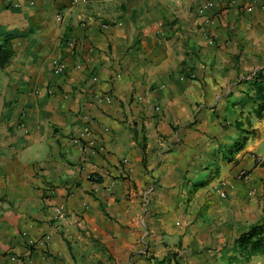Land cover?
I'll list each match as a JSON object with an SVG mask.
<instances>
[{
	"label": "crops",
	"instance_id": "1",
	"mask_svg": "<svg viewBox=\"0 0 264 264\" xmlns=\"http://www.w3.org/2000/svg\"><path fill=\"white\" fill-rule=\"evenodd\" d=\"M203 1L0 0V264H264V8Z\"/></svg>",
	"mask_w": 264,
	"mask_h": 264
},
{
	"label": "trees",
	"instance_id": "2",
	"mask_svg": "<svg viewBox=\"0 0 264 264\" xmlns=\"http://www.w3.org/2000/svg\"><path fill=\"white\" fill-rule=\"evenodd\" d=\"M14 55V50L11 46L9 40L4 39L0 42V68L7 66ZM254 82V88L256 92V96L258 99L262 101L259 109L256 111L257 116L262 117L264 116V78ZM244 140V138H243ZM142 148L144 146L142 145ZM241 148V142L237 143L236 150ZM143 164H145V156L143 153ZM93 175H89V178H92ZM264 212V206H263ZM236 245L243 249L244 251L247 250L249 253L250 251L256 250H263L264 251V214L262 220L254 225L249 226L245 231L241 232L239 236L235 240Z\"/></svg>",
	"mask_w": 264,
	"mask_h": 264
},
{
	"label": "built area",
	"instance_id": "3",
	"mask_svg": "<svg viewBox=\"0 0 264 264\" xmlns=\"http://www.w3.org/2000/svg\"><path fill=\"white\" fill-rule=\"evenodd\" d=\"M219 0H204L202 3H200L199 7H198V13L200 14H204V12L211 8L215 3H217ZM255 3H259L261 5L262 8H264V0H253ZM228 2H233V0H228ZM251 6H247L245 8L246 11H249L251 10ZM51 73L53 75H60L64 72V68H65V65L63 63V61L60 59V58H53L51 60ZM94 79H96V77H93ZM107 101H109V98H106ZM155 110H159V106L156 105L155 107ZM85 119V124L81 130V134L75 139L76 142L78 143H81L82 142V139H84L83 137L85 135H88L90 133V127H89V123H90V120L85 116L84 117ZM82 144V143H81ZM87 147H90V143H86ZM258 160L260 161L261 158L258 157ZM124 162H126V160L124 159ZM124 172V171H123ZM126 172V171H125ZM238 177L241 178V179H244L247 177V174L246 172L242 171L238 174ZM219 185H223L222 182H219ZM222 196H225V193H221ZM64 216V210H63V207L59 206V207H56L54 210H53V216H52V219L54 221H58L59 219H61L62 217ZM49 239V235L45 234L43 235L37 242L42 246H46V243Z\"/></svg>",
	"mask_w": 264,
	"mask_h": 264
}]
</instances>
